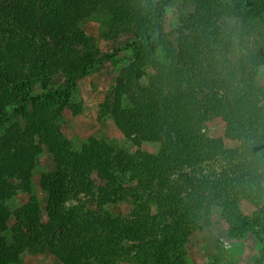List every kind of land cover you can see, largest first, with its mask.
I'll return each instance as SVG.
<instances>
[{"label": "trees", "instance_id": "16d2710c", "mask_svg": "<svg viewBox=\"0 0 264 264\" xmlns=\"http://www.w3.org/2000/svg\"><path fill=\"white\" fill-rule=\"evenodd\" d=\"M150 2L0 0V127L14 118L26 121L24 129L11 125L0 138V191H9L11 175L30 184L40 144L51 148L55 164L40 182L51 218L46 227L25 231L21 211L0 193V230H9L11 217L18 221L11 242L0 237V264L49 251L61 264H188L190 238L212 211L235 218L243 201L257 208L247 220L261 239L264 89L255 93L254 75L264 63V42L257 38H264V0H159L153 10L144 6ZM167 9L181 18L171 35ZM99 12L112 17L108 38L129 36L126 50L137 52L128 68L135 77L131 91H116L102 108L136 147L163 141L157 166L114 146L76 151L62 132L64 112L81 110L72 104L76 83L122 52L104 55L83 30ZM57 75L64 82L53 88ZM215 116L243 135L234 148L203 132ZM94 175L102 186L92 184ZM131 183L130 214L114 213L113 198ZM95 189L109 201L80 222L69 203ZM228 235L246 237L234 223ZM123 240L132 245L128 255ZM255 264H264V249Z\"/></svg>", "mask_w": 264, "mask_h": 264}, {"label": "rangeland", "instance_id": "374dc122", "mask_svg": "<svg viewBox=\"0 0 264 264\" xmlns=\"http://www.w3.org/2000/svg\"><path fill=\"white\" fill-rule=\"evenodd\" d=\"M158 1L151 0L144 6L153 10ZM29 5L34 6L35 3L30 1ZM44 6L50 11L47 1L44 2ZM48 14L51 15L49 12ZM180 23L181 18L177 10L167 9L165 20L167 33L174 34ZM111 25L112 17L102 12L95 14L83 24V30L104 55H110L119 49L122 52L112 59L106 60L89 77L76 83L71 95L72 104L80 105L81 110L78 113L71 110L64 112L60 122L62 132L72 142L76 151H80L84 146L99 150L114 146L134 156L149 158L157 166L163 141H144L140 147H136L124 137L115 121L102 108L110 95L122 88L128 94L135 83L134 74L128 68L137 52L135 49L126 50V46L131 43L132 38L123 36L118 40H110L108 35ZM257 38L260 42H264V38L259 35ZM163 58L166 60L164 55ZM254 77L256 78L255 93L260 95L264 89V63L258 66ZM63 82V77L57 75L53 80L52 87L56 88ZM127 100L128 95H125L123 104L126 108ZM25 122V118L20 117L1 126L0 138L11 125L24 129ZM203 132L212 139L224 141L229 148H234L243 140V135L231 130L225 118L221 116L209 119ZM40 147L41 153L36 157L35 170L30 184L22 180L20 175H11L6 177L5 182L10 186L9 191H0L1 196L7 200L9 208L13 211H21V224L25 231L46 227L51 220L47 208L48 197L42 190L40 182L45 174L55 170V164L51 148L46 144H40ZM101 180L98 175H94L92 184L100 187L102 186ZM135 186L136 183L128 184L127 189H129L123 193L122 197L121 195L118 199L112 197L117 205H113L109 209L119 215H129L131 212L130 201L134 195ZM98 190L82 193L70 201L69 206L75 209V217L78 221L82 222L85 213L91 210L98 211L104 202L109 201L101 196ZM240 209V215L235 218L232 215L226 216L219 210L212 211L208 222L203 223L200 230L190 238V243L187 246L188 264H255L260 259L264 249V233L261 234V239L256 238L254 231L258 229L247 220L252 217L257 208L248 201H243L240 204ZM27 213L29 215H26ZM17 223L18 221L11 217L7 222L9 230L6 232L0 230V237L6 238L8 243L11 242L10 230ZM231 223L243 226L246 236L244 239L237 240L228 235ZM67 228V225H64L60 231L63 232ZM122 245L124 255H128L132 250L131 243L123 240ZM20 264H61V262L49 251L45 255L26 253Z\"/></svg>", "mask_w": 264, "mask_h": 264}]
</instances>
